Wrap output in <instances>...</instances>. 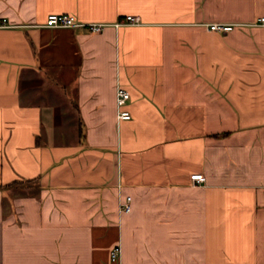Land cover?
Segmentation results:
<instances>
[{
	"label": "crops",
	"instance_id": "1",
	"mask_svg": "<svg viewBox=\"0 0 264 264\" xmlns=\"http://www.w3.org/2000/svg\"><path fill=\"white\" fill-rule=\"evenodd\" d=\"M59 13L105 26H46ZM263 15L0 0V264H264Z\"/></svg>",
	"mask_w": 264,
	"mask_h": 264
},
{
	"label": "built area",
	"instance_id": "2",
	"mask_svg": "<svg viewBox=\"0 0 264 264\" xmlns=\"http://www.w3.org/2000/svg\"><path fill=\"white\" fill-rule=\"evenodd\" d=\"M139 19L136 16H126L124 18V25H138ZM257 23L264 25V15L257 18ZM46 26L49 27H86L90 32L97 33L102 30L105 24L102 23H81L71 14L59 13V14H49L46 17ZM118 25V24H116ZM232 28V25L225 24H209L207 29L211 31L222 30L227 31ZM129 99V94L127 91L117 88L116 89V105H117V119L118 120H128L130 119V114L125 111L122 106L125 105ZM190 181L193 186L204 183L205 177L202 174H192L190 176ZM130 198L126 199V202L119 204V210L121 212H127L130 209L129 205ZM119 255V247H114L110 252V260L115 261Z\"/></svg>",
	"mask_w": 264,
	"mask_h": 264
}]
</instances>
